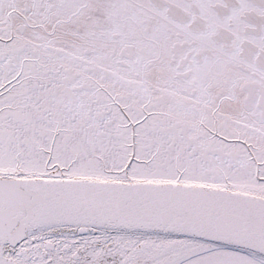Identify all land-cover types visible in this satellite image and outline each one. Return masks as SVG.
<instances>
[{
	"label": "snow or ice",
	"instance_id": "6c2138e0",
	"mask_svg": "<svg viewBox=\"0 0 264 264\" xmlns=\"http://www.w3.org/2000/svg\"><path fill=\"white\" fill-rule=\"evenodd\" d=\"M0 264H264V0H0Z\"/></svg>",
	"mask_w": 264,
	"mask_h": 264
}]
</instances>
